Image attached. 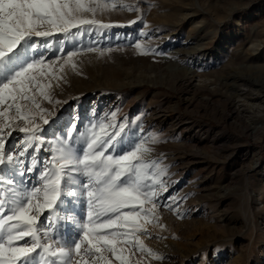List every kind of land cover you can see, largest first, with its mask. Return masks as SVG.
Masks as SVG:
<instances>
[{"label":"rangeland","instance_id":"374dc122","mask_svg":"<svg viewBox=\"0 0 264 264\" xmlns=\"http://www.w3.org/2000/svg\"><path fill=\"white\" fill-rule=\"evenodd\" d=\"M86 3L101 7L81 18L100 23L67 33L44 27L40 30L54 34L33 38L28 57L50 62L52 74L45 71L38 79L51 99L36 88L29 93L46 113L31 100L17 103L37 115L34 123L46 129L42 139L48 144L32 153L38 160L26 155L23 165H9L4 174L20 190L37 184L36 172L27 167H44L39 161L60 147L74 115L78 126L101 121V135L112 131L111 124L124 123L130 137L135 132L133 139L151 149L145 159L166 169L159 178L167 187L156 218L144 223L147 232L135 234L152 253L119 245L131 264H264V0ZM69 51L76 55L69 58ZM6 109L0 105V111ZM40 115L55 123L44 125ZM4 122H11L9 130L27 126L14 109L0 118ZM24 137L13 131L5 154L22 151L18 141ZM170 197L177 198L178 211L163 206ZM66 209L58 214L57 228L69 231V216L86 222L82 203Z\"/></svg>","mask_w":264,"mask_h":264},{"label":"snow or ice","instance_id":"6c2138e0","mask_svg":"<svg viewBox=\"0 0 264 264\" xmlns=\"http://www.w3.org/2000/svg\"><path fill=\"white\" fill-rule=\"evenodd\" d=\"M98 7L101 5L89 7L86 0H0V105L14 109L27 122V126L12 130L11 122L0 124V264H89L85 256L111 264L105 252L120 264H131L124 255L125 248L119 245L153 251L135 234L147 232L144 223L150 216L156 218L154 210L167 191L159 178L166 169L156 160L145 159L151 149L143 140L133 139L135 132L130 137L124 123L111 124L112 131L101 135L97 133L98 126L103 128L101 121L78 126L74 115L64 126L60 147L49 149V156L39 161L44 167H27L28 173L36 172L37 184L20 190L15 187L17 182L4 174L9 165H23L26 155L38 160L32 153H39L48 144L42 139L46 129L34 123L37 115L25 113L17 103L18 98L31 100L40 113H46L29 93L36 88L45 99H51L38 79L45 71L52 74L50 62L46 63L44 57H28L29 50L36 46L33 38L54 34L40 30L44 27L67 33L82 25L98 24L95 19L81 18L82 13H95ZM121 7L132 10L128 5ZM66 55L71 58L76 53L69 51ZM7 109L0 111V118L7 115ZM40 119L44 125L55 123V119L49 121L43 115ZM112 119H116L115 112ZM13 131L25 134L18 141L23 150L16 155L8 150L6 155V139ZM157 140L153 136V141ZM25 174L18 171L21 177ZM77 203L84 205L86 222L85 217L69 216V231L57 228L59 212ZM145 204L151 207L145 208ZM163 206L178 211L177 198L170 197ZM130 236L134 239H128ZM154 255L157 260L163 259Z\"/></svg>","mask_w":264,"mask_h":264},{"label":"bare ground","instance_id":"6f19581e","mask_svg":"<svg viewBox=\"0 0 264 264\" xmlns=\"http://www.w3.org/2000/svg\"><path fill=\"white\" fill-rule=\"evenodd\" d=\"M237 91L239 92L240 91V89H237ZM263 92V91H262Z\"/></svg>","mask_w":264,"mask_h":264}]
</instances>
